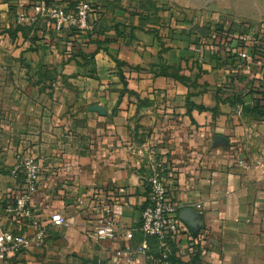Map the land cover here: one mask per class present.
I'll list each match as a JSON object with an SVG mask.
<instances>
[{
    "label": "crops",
    "instance_id": "1",
    "mask_svg": "<svg viewBox=\"0 0 264 264\" xmlns=\"http://www.w3.org/2000/svg\"><path fill=\"white\" fill-rule=\"evenodd\" d=\"M28 1H0V216L27 156L34 213L66 227L9 264H155V240L136 250L159 163L184 227L168 264H264V0H86L85 34L19 28ZM106 209L117 232L98 241Z\"/></svg>",
    "mask_w": 264,
    "mask_h": 264
},
{
    "label": "built area",
    "instance_id": "2",
    "mask_svg": "<svg viewBox=\"0 0 264 264\" xmlns=\"http://www.w3.org/2000/svg\"><path fill=\"white\" fill-rule=\"evenodd\" d=\"M93 14L94 6L86 0H73L69 3L60 0H29L26 4L18 3L14 18L21 29H34L43 23L55 34H85L93 29L90 21ZM238 56L246 58L241 51ZM260 63L264 66V54ZM16 159L10 174L20 179L21 188L15 198L4 205L3 214L0 216V264H9L10 258L29 249L42 248L49 236L50 227H66L62 216L58 214L50 215L47 222L39 220L33 210V198L42 174L41 166L31 157L17 156ZM163 173V163H159L151 168L145 178L147 200L140 213L139 225L142 246L136 250V254L145 255L147 241L155 240L158 244L155 264H168L171 255L169 245L184 231L177 218V207L168 198ZM196 209L200 210L201 206L197 205ZM105 213L108 220L95 233L98 241L112 240L117 232L110 210L106 209ZM3 221L22 225L24 232L4 229Z\"/></svg>",
    "mask_w": 264,
    "mask_h": 264
},
{
    "label": "water",
    "instance_id": "3",
    "mask_svg": "<svg viewBox=\"0 0 264 264\" xmlns=\"http://www.w3.org/2000/svg\"><path fill=\"white\" fill-rule=\"evenodd\" d=\"M91 109H92L93 111L99 113V114H102V113H103L102 110H101L99 107H93V108H91ZM187 213H188V212H182V213L179 215V218H180L181 220H183L184 222H189V220H190V217L187 216ZM188 214H189V213H188Z\"/></svg>",
    "mask_w": 264,
    "mask_h": 264
},
{
    "label": "trees",
    "instance_id": "4",
    "mask_svg": "<svg viewBox=\"0 0 264 264\" xmlns=\"http://www.w3.org/2000/svg\"><path fill=\"white\" fill-rule=\"evenodd\" d=\"M255 111H257V113H259V114L264 113V103H263V105H261V106H259V104L256 105V106H255Z\"/></svg>",
    "mask_w": 264,
    "mask_h": 264
}]
</instances>
